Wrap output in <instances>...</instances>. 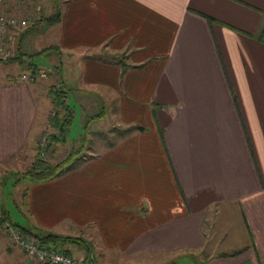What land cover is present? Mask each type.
I'll list each match as a JSON object with an SVG mask.
<instances>
[{"label":"crops","instance_id":"obj_1","mask_svg":"<svg viewBox=\"0 0 264 264\" xmlns=\"http://www.w3.org/2000/svg\"><path fill=\"white\" fill-rule=\"evenodd\" d=\"M60 8L56 24L31 31L58 29L48 54L65 63L49 73L55 84L43 85L42 71L25 81L27 72L0 69V175L32 164L52 86L110 102L125 131L107 145L92 136L77 169L32 184L31 226L82 238L85 264L191 254L201 264H264V0H62ZM24 40L19 53L28 54ZM112 54L135 68L122 77ZM134 126L145 131L127 132ZM0 264L35 263L0 235Z\"/></svg>","mask_w":264,"mask_h":264},{"label":"rangeland","instance_id":"obj_2","mask_svg":"<svg viewBox=\"0 0 264 264\" xmlns=\"http://www.w3.org/2000/svg\"><path fill=\"white\" fill-rule=\"evenodd\" d=\"M19 1V2H18ZM14 0L13 16L14 18L21 24H24L26 21L27 25L24 27L21 25V28L15 29V48L14 55L16 56L17 48L19 44V40L22 42L24 40V51L30 55H33V58L28 60L32 61L36 64L42 73L46 74V77H43L41 83L43 85H52L55 84V78L48 77L49 73L54 70V67L60 68L61 63H65L61 54L56 51L51 53L39 54L43 49L49 48L58 43L57 36V28H52L47 32L35 31L31 32L30 29L33 24L40 20L42 17H48L53 15L60 7L62 0ZM31 30V31H30ZM44 30V29H43ZM31 32V33H30ZM18 62L16 60H0V69L5 74L19 75L22 72H27V67L25 65H20L18 63H10V62ZM75 61L77 65L78 60H71L70 62ZM68 102L73 108L75 112L74 122L70 129V132L67 137V142L60 146V150L58 152V159L55 160L62 161L73 150L75 146H77L80 142V139L85 131L84 127L87 121L92 116L102 115L101 119H105L104 121L93 123L91 125V131L94 143L96 145H107L109 142H117L120 137L123 135L125 129H117L118 124L115 118L111 117L113 112V106L110 102L107 103L103 98L99 100L97 95L94 94H85L70 92ZM110 103V104H109ZM89 104V106H87ZM108 105V109H107ZM110 105L112 106L110 108ZM89 107V108H88ZM53 111V110H52ZM51 126L47 124L43 130L45 131L51 130ZM122 130V131H121ZM43 133L41 135H43ZM41 137V136H40ZM105 147V146H104ZM52 151L48 153L46 156V161L55 162L52 159ZM39 153V139L37 142V147L35 152L32 154V158L30 161H34V158ZM85 158L89 156V149L84 152ZM29 161V162H30ZM31 164L28 166H22L16 171H10L5 175H0V210H5L8 213V217L10 221L17 226L22 228H26L31 230L33 233H37L40 236L42 235L40 232L34 229L30 224V212L28 208L24 205V196L26 192L29 191L32 183L30 180L23 177ZM5 225L0 226V235L6 237L8 240H12L5 232ZM12 229V228H11ZM62 250H71L72 254L80 258L81 253L79 252L78 246L71 243H61L59 245ZM20 248V247H19ZM170 257V258H169ZM172 256H159L157 255L155 258L151 260H140L138 263L133 264H201V259L198 255H187L181 256L179 258H171ZM90 262V261H89ZM110 264H115L110 263Z\"/></svg>","mask_w":264,"mask_h":264},{"label":"trees","instance_id":"obj_3","mask_svg":"<svg viewBox=\"0 0 264 264\" xmlns=\"http://www.w3.org/2000/svg\"><path fill=\"white\" fill-rule=\"evenodd\" d=\"M61 16V8H59L50 17H42L41 20L36 21L30 29L33 31L35 26H38L40 24H46L47 26L54 25L60 20ZM257 39L260 42L264 43V31L261 32ZM51 50H55V48L52 47L45 49L39 54H46ZM106 57L108 63L116 64L120 67L122 71V77H125L126 73L129 70L135 68V66L130 65V58L126 54H112L109 56L106 55ZM32 58L33 55L19 53V48H17L16 56L12 59L10 58V60H16L20 63V65L25 64V66L27 67V72L30 73L34 79L38 80L42 77V73L40 68L36 64H34L32 61H28ZM70 92L71 90L65 86H52L49 90V97L52 101L53 111L50 114L48 124L55 130V133L50 136V151H52V154L57 151V148L60 145L67 142L68 134L74 122L75 112L68 102ZM101 116L102 115L99 114L97 116H92L89 118V120L85 124V131L80 139L79 144L73 148L68 157L60 162L53 163L50 161H46V159H42L40 154L38 153L28 171L23 174V177L30 180L32 183H46L59 179L66 175L68 172L77 169L85 160L84 152H86L90 148L92 138L91 125L95 121L101 119ZM135 131H145V129L143 127L134 126L128 128L127 130V132L129 133ZM27 194L28 193L26 192L23 201L25 206H27ZM6 224L9 225L13 230L20 232L25 236H36L31 232V230L14 225L8 217V213L5 210H0V226ZM36 237H38L44 244L54 246H59L61 243L81 245V243H83L84 241L82 238H75L58 234H48L46 236L38 235ZM64 251L68 254H72L68 250Z\"/></svg>","mask_w":264,"mask_h":264},{"label":"built area","instance_id":"obj_4","mask_svg":"<svg viewBox=\"0 0 264 264\" xmlns=\"http://www.w3.org/2000/svg\"><path fill=\"white\" fill-rule=\"evenodd\" d=\"M18 1V0H17ZM19 2V1H18ZM14 0H0V60H9L14 55L15 48V29L23 28L28 24L26 21L21 24L13 16ZM41 20V19H40ZM44 75H42L43 77ZM25 81H35L30 73L22 76ZM55 130H47L39 138V154L45 159L50 152V136ZM5 232L17 246H19L28 256L32 263L37 264H85L83 260L68 254L59 246L44 244L38 237L33 235L25 236L17 232L9 225H5Z\"/></svg>","mask_w":264,"mask_h":264}]
</instances>
